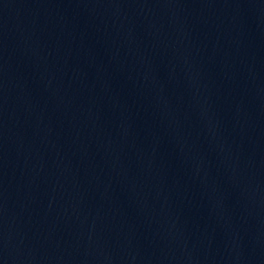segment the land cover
<instances>
[{
  "label": "water",
  "instance_id": "water-1",
  "mask_svg": "<svg viewBox=\"0 0 264 264\" xmlns=\"http://www.w3.org/2000/svg\"><path fill=\"white\" fill-rule=\"evenodd\" d=\"M160 264H264V126L210 190Z\"/></svg>",
  "mask_w": 264,
  "mask_h": 264
}]
</instances>
